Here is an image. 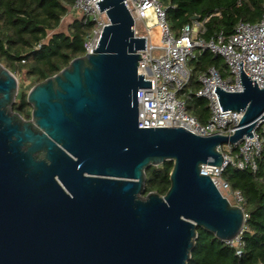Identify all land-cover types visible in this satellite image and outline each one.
<instances>
[{
    "label": "water",
    "instance_id": "95a60500",
    "mask_svg": "<svg viewBox=\"0 0 264 264\" xmlns=\"http://www.w3.org/2000/svg\"><path fill=\"white\" fill-rule=\"evenodd\" d=\"M110 23L98 46L28 92L31 118L13 109L15 73L0 62V264H188L198 227L234 239L246 218L201 165L221 166L264 118V88L241 64L243 90L216 92L242 111L235 132L140 127L145 36L124 0L96 2ZM172 160L165 195L145 193L146 169Z\"/></svg>",
    "mask_w": 264,
    "mask_h": 264
},
{
    "label": "trees",
    "instance_id": "16d2710c",
    "mask_svg": "<svg viewBox=\"0 0 264 264\" xmlns=\"http://www.w3.org/2000/svg\"><path fill=\"white\" fill-rule=\"evenodd\" d=\"M75 0H0V62L13 73L22 75L13 109L24 118H31L32 105L27 102L29 90L37 83L58 73L72 59L85 53L84 41L93 22L76 17L67 31L59 30L63 18L70 13ZM168 9V23L175 36L193 19H206L204 37L217 31L231 35L240 20L256 22L264 14V0H160ZM40 45V47H38ZM192 64L190 83L180 96L200 87L197 72L215 66L227 77L223 57L203 52ZM187 112L201 123L211 115L208 100L193 93L187 99ZM173 161L146 169L145 195L156 191L165 195L171 185ZM223 178L244 195L247 214L241 257L233 247L198 227L196 246L188 264H264V151L258 158V169L241 170L229 165Z\"/></svg>",
    "mask_w": 264,
    "mask_h": 264
},
{
    "label": "built area",
    "instance_id": "2783aa9c",
    "mask_svg": "<svg viewBox=\"0 0 264 264\" xmlns=\"http://www.w3.org/2000/svg\"><path fill=\"white\" fill-rule=\"evenodd\" d=\"M98 1L100 0H75L70 8V12H80L84 23L93 22L92 30L84 41V54L94 52L104 28L110 23L106 12L99 9L96 3ZM124 2L135 19L136 34L147 39L146 49L140 51L143 57L139 61V73L151 80V88L138 90L139 126H178L202 136L234 133L243 112L224 110L216 89L221 87L233 92L243 90L242 60L247 76L256 80L260 88H264V14L256 22L240 20L231 35L221 30L206 38V19L197 18L185 25L180 35L175 36L168 23V9L160 0ZM148 11H151V16ZM149 18L154 19L160 30L159 44L152 40ZM141 27L146 33H139ZM205 51L223 57L228 67L227 77H222L217 67L210 66L197 72L200 87L195 91L190 89L180 96L192 76L193 70L189 63ZM192 93L208 100L211 115L206 123H201L187 112V99ZM252 134L253 137L244 136L237 143L220 145L224 156L223 164H202L200 171L202 175L211 177L223 196L227 199L235 198L237 206L243 209L246 203L244 195L240 190L232 188L223 178V172L229 165L241 170L257 171L258 158L264 151V118L258 122ZM245 228L246 226L234 239L224 241L235 249L239 257L245 247L242 236Z\"/></svg>",
    "mask_w": 264,
    "mask_h": 264
},
{
    "label": "rangeland",
    "instance_id": "374dc122",
    "mask_svg": "<svg viewBox=\"0 0 264 264\" xmlns=\"http://www.w3.org/2000/svg\"><path fill=\"white\" fill-rule=\"evenodd\" d=\"M79 13H80L79 11H71L68 15H66V16L63 18L62 22H61V25H60V27H59V30H61V31H67V30H68V27H69V25H70V23H71L76 17H80V14H79ZM149 21H153V19H152V18H149ZM139 33H140V34H144V33H146V31L144 30L143 27H141V28L139 29ZM152 40L155 41L154 43H159V42H158V41H159V35H158V34L154 35L153 38H152ZM224 61H225V60H224ZM189 65H190V67L192 68V64L189 63ZM15 74H16V76L18 77L19 84H20V81H21V79H22L23 77H22V75H20V74H18V73H15ZM19 89H20V86H19ZM16 100H17V97H16ZM26 119H29V118H26Z\"/></svg>",
    "mask_w": 264,
    "mask_h": 264
},
{
    "label": "bare ground",
    "instance_id": "6f19581e",
    "mask_svg": "<svg viewBox=\"0 0 264 264\" xmlns=\"http://www.w3.org/2000/svg\"><path fill=\"white\" fill-rule=\"evenodd\" d=\"M148 14L151 16V11H148ZM149 22H150V26H152V28H151L152 38L154 35L158 34L159 35V41L158 42H160V30H159V28L155 25L154 19H153V21H149ZM153 42H155V41H153Z\"/></svg>",
    "mask_w": 264,
    "mask_h": 264
}]
</instances>
